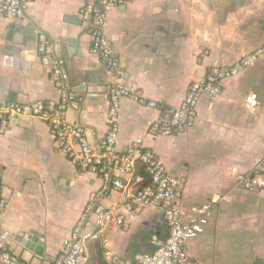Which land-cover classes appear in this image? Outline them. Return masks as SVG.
Wrapping results in <instances>:
<instances>
[{
	"label": "crops",
	"instance_id": "1",
	"mask_svg": "<svg viewBox=\"0 0 264 264\" xmlns=\"http://www.w3.org/2000/svg\"><path fill=\"white\" fill-rule=\"evenodd\" d=\"M83 6L84 0H37L25 19H0V104L57 98L37 53L39 31L47 35L52 53L66 61L76 95L68 120L87 129L92 145L99 147L108 133L109 87L118 81L134 86L158 108L122 101L121 152L137 141L162 157L169 175L184 179L185 214L213 207L205 233L188 245L190 256L200 264H264V190L246 191L236 176L252 172L264 158V58L226 81L216 101L203 97L192 129L170 137L151 130L163 110L184 101L193 81L264 45V0L119 5L110 13L107 35L121 60V76L93 53ZM250 93L259 99L253 114L246 105ZM101 186L99 176L82 174L57 148L42 120L22 119L0 136V189L9 201L2 225L10 233L9 248L22 261L55 259ZM127 200L126 194L112 192L103 205L118 209ZM167 236L162 211L149 208L110 228L98 243L104 264L106 249L131 264L137 255L153 253L154 242ZM88 250L90 264H100L93 261L96 248Z\"/></svg>",
	"mask_w": 264,
	"mask_h": 264
},
{
	"label": "built area",
	"instance_id": "2",
	"mask_svg": "<svg viewBox=\"0 0 264 264\" xmlns=\"http://www.w3.org/2000/svg\"><path fill=\"white\" fill-rule=\"evenodd\" d=\"M36 1L0 0V19L23 20ZM135 1L84 0L81 11V19L90 30L93 53L116 76H121L122 66L107 35L109 16L119 5ZM37 53L50 75L57 98L35 104H0V136L8 134L22 119L42 120L48 123L57 148L82 174L102 179L100 190L87 203L57 257L44 264H89L90 242L101 241L110 228L124 226L127 217H139L149 208L162 211L168 236L162 242H154L153 253L137 255L131 264H200L190 256L188 245L205 233L213 207L204 205L193 215L185 214L182 209L184 179L170 176L164 159L140 142H133L127 153L120 149L122 101L128 99L151 108H158L157 103H146L134 86L119 81L110 86L109 129L101 145L96 147L92 145L87 129L68 120L76 95L72 91L66 61L52 53L48 37L42 31L38 32ZM263 58L264 45H261L231 66L216 67L208 75L193 81L184 101L178 107L163 110L152 124V132L158 137H170L192 129L196 125L201 99L209 97L212 102L216 101L226 81L242 75ZM246 105L250 113H255L259 107L258 95L250 93ZM138 163L145 167L149 178L146 185H143L145 177L135 173ZM262 171L264 158L255 162L252 172L236 175L238 186L249 192L263 191ZM112 192L128 196L118 209L103 205V200ZM8 206L9 201L0 189V264H29L9 248L10 233L2 225ZM104 256L107 264H127L111 249H106Z\"/></svg>",
	"mask_w": 264,
	"mask_h": 264
},
{
	"label": "trees",
	"instance_id": "3",
	"mask_svg": "<svg viewBox=\"0 0 264 264\" xmlns=\"http://www.w3.org/2000/svg\"><path fill=\"white\" fill-rule=\"evenodd\" d=\"M135 173H136L137 175H142V176L145 177L143 185H146V184L149 183V178H148L147 173H146V171H145V167L143 166L142 163H138V164H137V167H136V171H135ZM91 243H92V244H91ZM93 243H95V244H93ZM89 246H90V248H91V247L96 248V251H97V253H96V257L94 256V260H93V261L99 262L100 264H104V261H103V250H102V248L100 247V244H99L98 242H90V243L88 244V249H89ZM92 258H93V257H92ZM90 261H91V258H90V256H89V261H88L89 264H90Z\"/></svg>",
	"mask_w": 264,
	"mask_h": 264
}]
</instances>
